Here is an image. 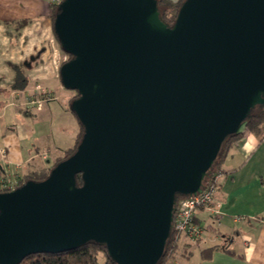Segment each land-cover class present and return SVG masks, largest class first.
Segmentation results:
<instances>
[{
  "label": "water",
  "instance_id": "1",
  "mask_svg": "<svg viewBox=\"0 0 264 264\" xmlns=\"http://www.w3.org/2000/svg\"><path fill=\"white\" fill-rule=\"evenodd\" d=\"M53 31L82 133L45 178L0 191V264L86 243L160 264L177 197L264 108V0H182L170 25L158 0H60Z\"/></svg>",
  "mask_w": 264,
  "mask_h": 264
},
{
  "label": "crops",
  "instance_id": "2",
  "mask_svg": "<svg viewBox=\"0 0 264 264\" xmlns=\"http://www.w3.org/2000/svg\"><path fill=\"white\" fill-rule=\"evenodd\" d=\"M54 4V0H0V175L21 178L50 165L74 143L79 130L67 104L73 95L65 93L56 102L53 80L59 78V66L51 59L56 47L52 44L56 42ZM30 56H34L31 70H22L20 63ZM39 99H43L41 106ZM19 119L23 122L18 125ZM41 121L49 123L50 134L35 136ZM43 135H51L58 150L51 158L50 152L22 145L23 140ZM220 164L215 189L220 217L217 220L206 210L195 212L203 233L195 243L182 238L190 251L186 259L195 258L199 264H264V138L246 131L229 146ZM212 247L210 258L203 259L202 250Z\"/></svg>",
  "mask_w": 264,
  "mask_h": 264
},
{
  "label": "trees",
  "instance_id": "3",
  "mask_svg": "<svg viewBox=\"0 0 264 264\" xmlns=\"http://www.w3.org/2000/svg\"><path fill=\"white\" fill-rule=\"evenodd\" d=\"M181 2L182 0H177V1L158 0L161 18L169 25L173 23L177 9ZM55 8H56V4L53 5V17H54ZM66 55L69 58V55L68 54ZM75 96H76V92L70 98V100ZM247 131L258 137L264 138V108H257L252 113L251 117L248 119L247 122ZM81 133H82V128L79 125V130L76 134L75 141L70 147L64 149L59 156L54 158V160L50 163V165L27 172L23 174L21 178L17 176L18 180L20 182H23L27 179L41 180L45 178L52 166H54L61 159L69 156L74 151L81 137ZM241 136L242 134L231 136L226 140L223 152L221 156L218 158L216 164L214 165L210 175H212L215 172H221L219 168V164L221 160L225 156L229 146ZM183 197L185 196L179 195L176 199V203L178 202L179 199ZM183 237L186 238L183 235L176 236V234L173 233L172 231L171 237L166 247V251L164 253V256L160 264H179V258H189L190 251L189 248L187 247V243L185 244L182 241ZM212 250L213 247L202 250L201 252L202 258L203 259L210 258ZM19 264H115V263L108 256L106 249L103 245H99L95 243H86L79 247L62 252L30 254L24 257Z\"/></svg>",
  "mask_w": 264,
  "mask_h": 264
},
{
  "label": "built area",
  "instance_id": "4",
  "mask_svg": "<svg viewBox=\"0 0 264 264\" xmlns=\"http://www.w3.org/2000/svg\"><path fill=\"white\" fill-rule=\"evenodd\" d=\"M60 0H54L56 4ZM64 60H67V55H64ZM43 99L37 101L38 106H41ZM221 172H215L208 177L204 183V187L201 192L185 196L178 200L176 203V209L173 215L172 231L176 236L183 235L189 241L196 242L201 239L203 233V227L197 222L195 212L197 210H206L209 214L215 218L220 217L221 202L215 196V189L219 182ZM22 182L18 180L16 176H12L6 173L0 175V191L10 190ZM238 218H243L238 217Z\"/></svg>",
  "mask_w": 264,
  "mask_h": 264
},
{
  "label": "rangeland",
  "instance_id": "5",
  "mask_svg": "<svg viewBox=\"0 0 264 264\" xmlns=\"http://www.w3.org/2000/svg\"><path fill=\"white\" fill-rule=\"evenodd\" d=\"M52 44H54L56 47L54 49H52L51 59H53V62L56 60L57 62L55 61V64L57 63L58 64L57 66L60 67V65L64 61H66V60L63 61V58L65 57L64 55H66V54L61 50L57 39H56V42H53ZM20 67H21L22 70H28V71L31 70L30 66L26 65L24 60L20 63ZM53 82L56 85V87H55L56 96H58L57 98H59L56 101L57 103H60L59 101L62 99V96L65 93H70V94L74 95L75 91L64 88L62 86L59 78H55V80H53ZM30 84H31V86H33V82H31ZM36 91L39 92V90H36ZM56 102H54V103H56ZM42 104H43V102H42ZM67 104H68V108H69V103H67ZM23 116H24V114H23ZM59 117H60V113H59ZM61 117L62 118H65V116L63 115V113H61ZM21 119H19L17 121V124L18 125L23 122ZM49 129H50L49 123L47 121H41V122L37 123L36 128L34 129V130H36V132H34V135L36 134L35 136H38L39 134H43V133L50 134V130ZM53 131L55 132L54 134L56 136L57 135L56 129L53 128ZM61 140H62V138H60V141ZM32 143L34 145H32ZM22 145H23L24 148H27V149L30 148V147H33L34 148V146H35V147H37L39 153H42V152H50L48 158H51L52 157V154L55 155L56 154L55 152L58 151L53 146V144L51 143V135L49 137H44V135H43L39 139H34L33 138L31 140H23L22 141ZM220 165L221 164H219V168H220ZM179 264H199V263H198L197 259H195V258L194 259H191V260L190 259H186V258H179Z\"/></svg>",
  "mask_w": 264,
  "mask_h": 264
}]
</instances>
